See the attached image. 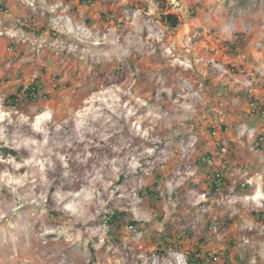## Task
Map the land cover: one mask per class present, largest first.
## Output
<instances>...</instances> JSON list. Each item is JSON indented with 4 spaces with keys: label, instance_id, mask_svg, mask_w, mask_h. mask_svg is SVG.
<instances>
[{
    "label": "rangeland",
    "instance_id": "374dc122",
    "mask_svg": "<svg viewBox=\"0 0 264 264\" xmlns=\"http://www.w3.org/2000/svg\"><path fill=\"white\" fill-rule=\"evenodd\" d=\"M258 212L264 0H0V264H264Z\"/></svg>",
    "mask_w": 264,
    "mask_h": 264
},
{
    "label": "trees",
    "instance_id": "16d2710c",
    "mask_svg": "<svg viewBox=\"0 0 264 264\" xmlns=\"http://www.w3.org/2000/svg\"><path fill=\"white\" fill-rule=\"evenodd\" d=\"M85 1V0H82ZM87 1V0H86ZM89 1V0H88ZM91 1V0H90ZM26 16H22V18H25ZM166 18L168 19L169 23L172 26H176L178 24V17L175 14H167ZM27 23L25 25H22L23 28L27 31H31L34 29L33 25H34V20L32 18L26 17ZM242 37L243 35H239L238 39L239 41L235 42V43H228L229 48L231 49V51H234V53L239 54L242 49L244 48V45L242 43ZM49 93H47V91L44 90V86L42 85V82L40 80H37L33 83H31L28 86H20L17 90V92L10 94L6 100L9 104H11L12 106H20L21 104L24 103H33V102H39L41 99L43 100L44 97H49ZM257 108V105H255ZM6 153H11L14 154L16 153L12 148L10 149H5ZM206 158L203 160L202 164H207L209 165L208 162L211 161V157L212 154L210 152H208V154H206ZM201 160V158H200ZM222 181L221 178V174L220 173H216L214 176V179L212 181V189L218 190L221 183L219 184V182ZM153 186L155 188H151V186H145V188H142L140 193L144 194L145 193L154 196V197H159V191L156 189V187L158 186V181L155 182L153 184ZM56 215H60L59 212H55ZM257 215V214H256ZM258 215L262 216V220H264V216H263V212H258ZM126 216V212H122L119 210L114 211L110 216H108V222L110 223V228H109V233H114V239L115 237L117 238V232L116 229H118V227H121L120 223L122 222V218ZM132 225H136V222H131ZM170 235V234H169ZM167 237H164V239H166ZM118 240V238H117ZM200 250H193L192 252H190L188 257V261L192 264L194 263H199V264H204L203 262H207V259L204 258V256L199 252ZM211 259V258H210ZM206 264H212L210 262L206 263Z\"/></svg>",
    "mask_w": 264,
    "mask_h": 264
},
{
    "label": "built area",
    "instance_id": "2783aa9c",
    "mask_svg": "<svg viewBox=\"0 0 264 264\" xmlns=\"http://www.w3.org/2000/svg\"><path fill=\"white\" fill-rule=\"evenodd\" d=\"M18 21L20 22V19H18ZM24 23V22H23Z\"/></svg>",
    "mask_w": 264,
    "mask_h": 264
}]
</instances>
